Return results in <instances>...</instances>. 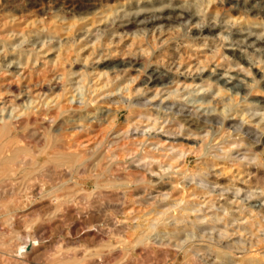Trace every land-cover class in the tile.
Wrapping results in <instances>:
<instances>
[{"label":"rangeland","instance_id":"obj_1","mask_svg":"<svg viewBox=\"0 0 264 264\" xmlns=\"http://www.w3.org/2000/svg\"><path fill=\"white\" fill-rule=\"evenodd\" d=\"M32 1L0 0V121L10 115L24 117L23 113L33 110L36 114L29 125L22 123L13 137L18 144L11 147H25L21 151L35 153L41 160L48 157L51 166L38 170L40 178L34 183L20 177L0 182V264H201L196 256L207 264H264V0H91L96 1L93 8L75 13L58 7L65 6L64 1L84 0H37L42 4L34 8L28 6ZM161 6L186 9L195 18L149 29L120 27L127 19L124 14L150 13ZM203 25L213 29L197 37L194 30ZM240 54L250 62L247 70L244 64L235 65ZM142 66L165 72L173 82L167 88L142 85L147 77ZM212 71L229 72L227 77L246 74L249 95L244 98L227 87L219 91L207 79H193ZM138 101L150 104L135 105ZM170 103L227 121H244L246 130L240 135L241 131L216 125L199 137L184 136L193 140L174 144L183 142L192 150L185 159L177 158L179 148H170L173 137L167 134L178 127L167 120L172 114L165 106ZM104 111L108 114L102 116ZM146 111L159 120L139 115ZM73 115L79 120L75 125L85 124L83 130L54 131ZM66 142L80 145L78 164L86 167L72 177H62V164L47 156L64 151ZM146 151L154 158L141 160ZM244 155L256 157L248 160ZM141 172L151 184L142 182ZM37 186L44 187L42 194L30 196L28 192ZM182 195L192 203L186 204L189 209H171L169 214L181 215L179 220L188 224L189 231L196 227L199 237L187 243L185 250L168 244L140 245L137 238L145 228L141 224L148 218L151 222L161 219L156 211L167 209ZM99 226L113 231V242L90 240L88 230H101ZM34 238L37 248L20 255L17 245L25 246ZM122 238L125 244L119 241Z\"/></svg>","mask_w":264,"mask_h":264},{"label":"bare ground","instance_id":"obj_2","mask_svg":"<svg viewBox=\"0 0 264 264\" xmlns=\"http://www.w3.org/2000/svg\"><path fill=\"white\" fill-rule=\"evenodd\" d=\"M29 1V0H28ZM42 1V0H41ZM49 1V0H48ZM54 1H57V0H54ZM69 1H71V0H69ZM91 0H84V1H82V2H76V1H71V2H69V3H67L66 1H64L63 2V4L65 5V6H63V7H58L59 9H66V11L69 13V12H73V11H75L76 9H82V8H84V7H88L89 9L90 8H93L94 6H95V4H94V2H96V1H94V2H90ZM161 0H159V2H160ZM157 2V1H156ZM158 2V3H159ZM46 3V2H45ZM54 4H53V6L55 5V2H53ZM152 3H153V1H152ZM177 3V2H176ZM42 4V3H41ZM41 4H39L38 3V1L37 0H34V1H32V2H30V3H28V6L29 7H32V8H34V7H36V6H40ZM49 4V3H48ZM47 4V5H48ZM58 6V5H57ZM102 6V5H101ZM43 7H46V6H43ZM139 7V6H138ZM149 7V6H148ZM147 7V8H148ZM157 7V6H156ZM162 7V6H161ZM40 8H42V6L40 7ZM54 7H50V9L52 10ZM56 8V7H55ZM87 8V9H88ZM131 8V7H130ZM146 7H144V9H145ZM154 8V7H153ZM143 9V8H142ZM43 10V9H42ZM53 10H55V9H53ZM139 10V9H138ZM84 11H85V9H84ZM87 11V10H86ZM93 11V10H92ZM56 12H57V14H58V10H56ZM62 13V12H61ZM73 13H75V12H73ZM122 14V13H121ZM57 16V15H56ZM59 16V15H58ZM122 17H126L127 19L126 20H124V21H122L121 22V24H120V27H122V28H125L127 31H129L128 29H130L131 27H133V26H135V28H140V29H149V28H152V27H156L157 25H163V24H171L172 22H180V23H182V22H184V21H182L183 19H194L195 18V15L193 14V13H191L190 11H188V10H186V9H180V10H176L174 7L172 8V7H162V9H160V10H157V11H152V12H142L141 10L140 11H137V12H134V13H130V14H124ZM196 18H198L197 16H196ZM115 19V18H114ZM176 19L177 20H179V19H181V21H176ZM200 19V18H199ZM81 20V19H80ZM169 20H172V21H169ZM175 20V21H174ZM187 22H190V24H192L194 21H187ZM196 22H198V21H196ZM195 22V23H196ZM169 24V25H170ZM198 24V23H197ZM206 25V24H205ZM205 25H203L202 27H197L196 29L195 28H193V30L195 31V33H196V35H198L197 37H199V36H203L204 35V33L207 31V30H209V29H213V27L212 28H210L209 26L208 27H206ZM213 25V24H212ZM164 26V25H163ZM162 26V27H163ZM132 29V28H131ZM137 30H139V29H137ZM193 30H192V32H193ZM134 31V30H133ZM140 31V30H139ZM212 31V30H211ZM211 33V32H210ZM228 35V34H227ZM228 37H230V36H226V38H228ZM192 38V37H191ZM229 39V38H228ZM235 40V39H234ZM259 40V39H258ZM36 43V42H35ZM252 45V44H251ZM224 55V54H223ZM100 57V56H99ZM136 61V60H135ZM134 61V62H135ZM236 63H235V65H240V64H244V70H247V67L248 66H250V62H249V60H248V58H246V57H244L243 56V54L241 55H239V56H237V58H236V61H235ZM20 63V62H19ZM127 63V62H126ZM132 63H133V61H131L130 62V65H132ZM232 63V62H231ZM120 64H122V63H120ZM124 64V63H123ZM122 64V65H123ZM136 64V63H135ZM121 65V66H122ZM126 65V64H125ZM118 66V65H117ZM116 66V67H117ZM120 66V65H119ZM231 66H233V65H231ZM139 67V66H138ZM204 67V66H203ZM232 68V67H231ZM142 71H146L147 72V77H146V79H144V81H143V84L142 85H145L146 87H148V86H151V85H154V86H158V87H162V88H167L168 86V84L169 83H172L171 81H169V77L166 75V74H164L162 71H158V70H156V69H149V71H147V69H146V66H142ZM200 69V68H199ZM258 69V68H257ZM256 69V70H257ZM259 70V69H258ZM141 71V70H140ZM248 71H250V70H248ZM258 72V71H257ZM197 73V72H196ZM227 73H229V72H221V73H217L216 71H212V72H210L209 74H207L206 75V73L204 74L203 72H200V73H198L197 75H195L194 77H193V79H194V81L195 80H200V82L201 81H205V79H207L208 81H210L209 83H210V87L213 85V83H215L216 85H218V90L219 91H221V89L224 87H227V90H232V91H234V92H236V93H242L243 95H245L244 96V98H246V96H248L249 95V92H246V90H247V87H246V85H245V80H246V78H247V75L246 74H243V73H239V72H235V73H233V74H230V76H226V74ZM250 73H251V71H250ZM249 73V74H250ZM259 74H260V71L258 72ZM177 74V73H176ZM256 74V73H255ZM263 74V73H262ZM261 74V75H262ZM174 75V74H173ZM188 75V74H187ZM84 76V75H83ZM189 76H190V74H189ZM261 78V77H260ZM172 79V78H171ZM208 84V83H207ZM214 84V85H215ZM171 85V84H170ZM204 85V84H203ZM203 87V86H202ZM149 90V89H148ZM141 91H144V90H141ZM162 91V90H161ZM178 92H179V90H177ZM255 91V90H254ZM177 92V93H178ZM159 93H160V91H159ZM168 93H171V92H168ZM174 94H175V92H173ZM173 93H171V94H173ZM223 93V92H222ZM130 94V93H129ZM137 94V93H136ZM126 96V95H125ZM156 96V95H155ZM155 98V97H154ZM74 99V98H73ZM123 99V98H122ZM238 101V100H237ZM88 102V101H87ZM238 103V102H237ZM259 103V102H258ZM262 103V102H261ZM150 103H147V102H140V101H138V102H136L135 103V105H140V106H142V107H144V106H146V105H149ZM165 104H167V103H165ZM62 105V104H61ZM131 105H133V103L131 102L130 103V107H131ZM155 105V104H154ZM156 105H159V107L161 108L162 106L158 103V104H156ZM175 104L174 103H170L169 104V106L167 105V106H165V109H166V112L167 111H170V113L172 114V115H168V118H167V120L168 121H170V123L172 122V123H175L176 125L178 124V127H176L175 128V130L174 131H170V132H167V134H168V136L170 135V136H172L173 137V139H172V141L170 142V144H169V146H170V148L171 149H176V148H179V155L177 154L176 155V157L178 156H185V154H186V152L188 153L189 152V150L191 151L192 150V148L191 149H187L186 147H185V144H183V142H178L177 144H174V142L175 141H184L185 139H192L193 140V138H183L184 136L186 137H190V136H192V135H196V136H194V137H199L200 136V134H202L203 132H208V133H210V131L211 130H214V128H216V127H218V126H216V125H220L221 127H218V129H223V130H225V129H229V130H231V129H233V131H241L242 133L240 134V135H243V131H244V129L245 128H243V126H244V124H243V122L244 121H239V122H234V121H227V118H225V117H220V116H218V115H214V114H207V115H203L201 112H198V110H196L194 107L193 108H190V107H188V105H184V104H181V105H178V106H174ZM59 107V106H58ZM163 108H164V106H163ZM159 109V108H158ZM49 110V109H48ZM68 110V109H67ZM69 111V110H68ZM149 112H150V110H148ZM235 111V110H234ZM62 112H64V111H62ZM66 112V111H65ZM64 112V113H65ZM133 112V111H132ZM147 112V111H146ZM57 113V112H56ZM58 113H60L59 111H58ZM57 113V114H58ZM25 116L24 117H26V119H24V117H19V116H16V115H13V116H8V117H4L3 118V121L1 122L0 121V182L1 181H11V182H13L14 180H17V179H19V177H20V180H23V181H25V182H29V184L31 183V182H33L34 183V181H37V179H39L40 177H39V174L37 173L38 172V170H41V169H45V165L47 164V163H49L48 162V160L49 159H47V158H45V159H39L38 157H37V155H35V153H29L28 151L25 153V151L23 152V151H21V150H23V149H21L20 150V148L19 149H15V148H12L11 146H13V143H16V144H18L17 142L19 141H17V140H15V139H13V137H14V134L18 131V129L20 128V126L22 125V123H25V124H28L29 123V119L32 117V116H34L36 113L33 111V110H29V111H26L25 113H23ZM44 114V113H43ZM53 114V113H52ZM107 115L108 113L106 112V111H104L103 113H102V116H104V115ZM138 114V113H137ZM45 115V114H44ZM46 115H47V113H46ZM61 114H59V116H60ZM135 115V114H134ZM139 115L140 116H143V117H145L146 118V120H148V121H150V120H152V121H157V119L159 120V118H153L152 117V114H148V112H147V114L145 113V114H143V113H139ZM186 116V117H184V119H181L180 117L181 116ZM154 116V115H153ZM251 116V115H250ZM115 118V117H114ZM246 118V117H245ZM91 119H93V117H91ZM94 119H95V117H94ZM34 120H35V118H34ZM32 121V123H33V119L31 120ZM61 121V120H60ZM77 121H79V120H77V118L73 115L72 117H68V119H66L65 120V124H64V122H63V124H61L59 127H57V128H55L54 129V131L56 132V133H61L62 131H70V129H76V128H79V127H81L82 128V130L84 129V127H85V124H83V123H80V124H78V125H75L76 123H77ZM99 121V120H98ZM108 122V121H107ZM31 123V124H32ZM57 124V123H56ZM29 125V124H28ZM102 125V124H101ZM174 125V124H173ZM27 127V126H26ZM42 127V126H41ZM54 127V126H53ZM153 127H154V125H153ZM172 127V126H171ZM46 128V127H45ZM50 128V127H49ZM41 129V128H40ZM43 129V128H42ZM46 130H49L48 128L46 129ZM51 130H53V129H51ZM246 130V129H245ZM250 130V129H249ZM50 131V130H49ZM248 131V130H247ZM74 133V132H73ZM250 134H249V136H251V132H249ZM65 134V133H64ZM16 135V134H15ZM44 135V134H43ZM46 135V134H45ZM52 134H50V136H51ZM255 135V134H254ZM47 136V135H46ZM45 136V137H46ZM61 136V135H60ZM66 136V135H65ZM68 136V135H67ZM55 137V136H54ZM79 137H81V136H78V138ZM168 138V137H167ZM204 138V137H203ZM52 139V138H51ZM55 139H56V137H55ZM64 139V138H63ZM114 139V138H113ZM158 139L159 140H156V144L157 145H159V144H161V136H159L158 135ZM255 139V138H254ZM62 140V139H61ZM109 140V139H108ZM21 141V140H20ZM49 141V140H48ZM60 141V140H59ZM243 141V140H242ZM256 141V140H255ZM63 142V141H62ZM65 142V141H64ZM80 142H81V140H80ZM20 143V142H19ZM50 143V142H49ZM53 143V142H52ZM58 143V142H57ZM67 144H66V146L64 145V151H59V152H55V153H52V154H47V156L49 155V158H51V159H54V160H51L52 162H56V161H59L60 163H59V165L60 164H62V166H63V168H64V173L62 174V177H68V176H70V177H72L73 176V174L74 173H76L77 172V175H79L78 173L80 172V171H85L86 170V167H85V165H82V164H78V161L79 160H81L80 158H81V152L83 151H81L77 146H80V145H75L74 143H72V142H66ZM86 143V142H85ZM61 144V143H60ZM73 144V145H72ZM122 144V143H121ZM140 144V143H139ZM142 144V143H141ZM58 145V144H57ZM96 145V144H95ZM118 145H120V144H118ZM15 146V145H14ZM152 146H154V144L152 145ZM23 147V146H22ZM21 147V148H22ZM75 147V148H74ZM48 148V147H47ZM73 148V149H72ZM31 149V148H30ZM133 149H135V148H133ZM154 149V148H153ZM223 149H224V147H223ZM40 150V149H39ZM45 150H47V149H45ZM63 150V149H62ZM71 150H73V151H71ZM252 150V149H251ZM57 151V150H56ZM132 151V150H131ZM148 151V150H147ZM146 151V153H144L143 155H142V157H141V160L142 159H145V158H154V157H152V156H150L149 154H147V153H149V152H147ZM228 151V150H227ZM247 151V150H246ZM41 152V151H40ZM178 152V151H177ZM177 152H175V153H177ZM251 152V151H250ZM37 153H39V152H37ZM246 153V152H245ZM254 153V152H253ZM257 153V152H256ZM83 154V153H82ZM119 154V153H118ZM121 154V153H120ZM174 154V153H173ZM40 155V154H39ZM168 155H170V154H168ZM175 155V154H174ZM254 155V154H253ZM133 156V155H132ZM166 156V155H165ZM169 157V156H168ZM175 157V158H176ZM177 157V158H178ZM239 157V156H238ZM256 157V156H255ZM255 157H252V156H248V155H244V158H246V159H248V160H254L255 159ZM134 158V157H133ZM184 158V157H183ZM186 158V157H185ZM184 158V159H185ZM172 159H173V157H172ZM180 159V158H179ZM241 159V158H240ZM88 161V160H87ZM86 161V162H87ZM257 161V160H256ZM139 162V161H138ZM150 162V161H149ZM148 162V164H152V162L151 163H149ZM57 163V162H56ZM248 163V162H247ZM51 164V163H50ZM49 164V165H50ZM58 164V163H57ZM84 164V163H83ZM88 164V163H87ZM142 164V163H141ZM48 165V164H47ZM48 165V166H49ZM53 165V164H52ZM56 165V164H55ZM112 165V164H111ZM51 166V165H50ZM61 166V165H60ZM146 166H147V163H146ZM54 167V166H53ZM57 167V166H56ZM89 167V166H88ZM87 167V168H88ZM171 167V166H170ZM48 168V167H47ZM46 168V169H47ZM94 168V167H93ZM53 169V168H52ZM58 169H59V167H58ZM61 169V168H60ZM89 169V168H88ZM144 169V168H143ZM54 170V169H53ZM121 171V170H120ZM130 171V170H129ZM40 172H42V171H40ZM90 172H91V170H90ZM21 175H20V174ZM43 173V172H42ZM44 173H45V171H44ZM60 173V172H59ZM82 173V172H81ZM142 173V172H141ZM150 173H152V172H150ZM100 174V173H99ZM146 174V173H145ZM145 174H143L142 173V177H140L141 178V180H142V182H144V183H150L151 181L149 180V178H146V176H145ZM76 175V174H75ZM83 175V174H82ZM81 175V176H82ZM141 175V174H140ZM80 176V177H81ZM44 178H45V176H43ZM42 177V178H43ZM75 177V176H74ZM73 177V178H74ZM41 178V179H42ZM139 178V179H140ZM60 179V178H59ZM86 179V178H85ZM99 179V178H98ZM129 179V178H128ZM18 181V180H17ZM62 181V180H61ZM78 181V180H77ZM90 181V180H89ZM70 182V181H69ZM141 182V181H140ZM139 182V183H140ZM15 184H16V182H14ZM1 184V183H0ZM20 184V183H19ZM28 184V185H29ZM37 184V183H36ZM36 184H34V186L36 185ZM63 184V183H62ZM79 184V183H78ZM81 184V183H80ZM151 184V183H150ZM13 185V184H12ZM37 185H39V184H37ZM130 185V184H129ZM144 185H146V184H144ZM203 184H201L200 186H202ZM7 186H9V185H7ZM17 186V185H16ZM41 186H43V185H41ZM147 186V185H146ZM149 186V185H148ZM206 186V185H205ZM5 187H6V185H5ZM26 187H27V185H26ZM203 187V186H202ZM11 188V187H10ZM16 188V187H15ZM29 188V187H28ZM147 188V187H146ZM201 188V187H200ZM205 189H206V187H204ZM13 189V188H12ZM11 189V190H12ZM24 189H26L27 191H29V189H27V188H24ZM43 189H44V187H40V186H37V187H33L28 193L30 194V196H36V195H40V194H42V191H43ZM83 189V188H82ZM1 190V189H0ZM8 191L10 190L9 188L7 189ZM25 190V191H26ZM54 190V189H53ZM125 191V190H124ZM180 191V190H179ZM13 192V191H12ZM126 192V191H125ZM15 193V192H14ZM205 193V192H204ZM75 194V193H74ZM122 194V193H121ZM194 194V193H193ZM73 195V194H72ZM71 195V196H72ZM75 195H77V194H75ZM123 195H125L124 196V198L126 197V194L124 193ZM122 195V196H123ZM169 195V194H168ZM184 195V194H183ZM182 195V196H183ZM192 195V194H191ZM196 195V194H195ZM69 196V195H68ZM131 195H129L128 197H130ZM162 196V195H161ZM121 197V196H120ZM127 197V198H128ZM165 197H166V195H165ZM169 197V196H168ZM74 198H75V196H74ZM123 197H121V199H122ZM133 198V197H132ZM170 198V197H169ZM176 198V197H175ZM179 198V197H178ZM68 199H69V197H68ZM72 199V198H71ZM167 199V198H166ZM62 200H63V204H65V200H67V196H64V197H62ZM156 200V199H155ZM164 200H165V198H164ZM163 200V201H164ZM179 201H176V199H174V201H176L175 203H173L170 207L168 206L167 207V209H165V210H160V211H158L156 208V212L157 213H160V214H162V217H161V219H162V226L160 225V223H161V219H160V217L159 218H155L154 220H155V222L153 221V222H151V221H148V220H150L149 218H148V222L147 221H145V224H141V226L142 227H145L140 233V235L138 236V243H140V245H143V244H153V245H156V247H157V244L159 245H161V244H168V245H175L178 249H180V250H185L186 248H187V243H190L191 241H193V240H195L194 238H196V237H199V235H198V232H197V230L195 229V228H193L191 231H189L188 230V224L187 223H184L183 224V222H184V220H179L180 218H181V215L179 216L180 218H178V216H176V215H171V214H169V210H171V209H173V211H175V210H177V209H181V210H186V209H189L188 208V206H186V204H190V203H188L189 201H185V198H184V196L182 197V198H179L178 199ZM187 200V199H186ZM122 201V200H121ZM126 201V200H125ZM160 201V200H159ZM166 201V200H165ZM60 203H61V200L59 201ZM58 202V203H59ZM120 202V201H119ZM119 202L117 203V204H119ZM184 202V205L182 206V203ZM125 203V202H124ZM67 204V203H66ZM192 204V203H191ZM190 204V205H191ZM67 205H70V204H67ZM123 205V204H122ZM125 205H126V203H125ZM157 205H159V204H157ZM165 205V204H164ZM196 205V204H195ZM116 206V205H115ZM161 206V205H160ZM166 206V205H165ZM121 207V206H120ZM164 207V206H163ZM198 207V206H197ZM115 208V207H114ZM61 209V208H60ZM161 209V208H160ZM197 209V208H196ZM79 211V210H78ZM127 211V210H126ZM131 211V210H130ZM150 211V210H149ZM155 210L153 209V211L152 212H154ZM72 213H73V211H71ZM125 212V211H124ZM151 212V211H150ZM156 212H154V214L156 213ZM55 213H57L56 211H55ZM76 213V212H75ZM75 213H74V215H75ZM118 213V212H117ZM116 213V214H117ZM85 214V213H84ZM89 214V213H88ZM88 214H87V216H88ZM122 214V213H121ZM153 214V213H152ZM151 214V215H152ZM173 214V213H172ZM179 214H181L180 212H179ZM63 215V214H62ZM79 215H82L81 213L80 214H78V217H79ZM86 215V214H85ZM89 215H91V213L89 214ZM159 215V214H158ZM75 216H77V215H75ZM184 216V215H183ZM186 216H188V215H186ZM91 217V216H90ZM129 217V216H128ZM158 217V216H157ZM124 218H126V217H124ZM184 218V217H183ZM134 219H135V217H134ZM133 219V220H134ZM117 220H118V218H117ZM146 220V219H145ZM152 220H153V218H152ZM170 220V221H169ZM114 221V220H113ZM130 221V220H129ZM258 221V220H257ZM112 222V221H111ZM121 222H123V221H121ZM147 222V223H146ZM186 222H187V220H186ZM133 223V222H132ZM78 224V223H77ZM106 224V223H105ZM110 222L108 223V227H110ZM119 224H120V222H119ZM118 224V225H119ZM182 224H183V226H182ZM190 224V223H189ZM56 225H58V224H56ZM115 225H117V224H115ZM117 225V226H118ZM121 225H122V223H121ZM161 227H160V226ZM181 225V226H180ZM191 225H194L193 224V222H192V224ZM64 226V225H63ZM75 225L73 224V227H74ZM78 226H79V224H78ZM104 226V225H103ZM120 226V225H119ZM139 225H136V227H138ZM199 226V225H198ZM101 226H99V228H100ZM107 227V228H108ZM113 227H115L114 225H112V228ZM123 227H125V226H123ZM134 227V226H133ZM142 227H140L139 226V228H142ZM159 227H160V229H159ZM190 227V226H189ZM192 227H194V226H192ZM191 227V228H192ZM244 227V226H243ZM77 228V227H76ZM95 228V227H94ZM90 229V230H88V232H90V234H89V236H90V240L92 241V242H96V243H98V244H100L99 242H103L104 243V241H109V242H113V237H111V236H113L112 235V233H113V231H111V230H106V231H108V232H106V231H104V230H102L101 228V230H95V229ZM132 228V227H131ZM200 229V228H199ZM74 230V229H73ZM86 230V229H85ZM113 230H115V229H113ZM131 231H132V229H130ZM134 230V229H133ZM135 230H136V228H135ZM134 230V231H135ZM139 230V229H138ZM202 230V229H201ZM121 231V230H120ZM137 231V230H136ZM203 231V230H202ZM133 232V231H132ZM152 232H155V236H152V234L150 235V233H152ZM160 232H164V235L163 236H161V235H159V233ZM116 233V232H115ZM118 233V232H117ZM117 233H116V235H117ZM134 233V232H133ZM133 233H132V235H133ZM240 233V232H239ZM111 234V235H110ZM121 234H122V232H121ZM128 234V233H127ZM131 233H129L128 235H130ZM139 234V233H138ZM154 234V233H153ZM160 234H162V233H160ZM119 235V234H118ZM182 235H185V239H181L182 238ZM87 236V235H86ZM136 236H137V234H136ZM118 237V236H117ZM128 237V236H127ZM154 237V238H153ZM124 238V237H123ZM123 238L122 239H120L119 241L121 242V240L123 241ZM106 239H108V240H106ZM117 239V238H116ZM129 239V238H128ZM212 239V238H211ZM126 240V239H125ZM124 240V241H125ZM215 239L213 238L211 241H213V242H215V243H218L217 241H214ZM115 241V240H114ZM128 241V240H127ZM129 241H131V240H129ZM36 242H37V240L34 238V239H30V241H28L26 244H24L25 246H23V245H17L18 246V251H19V253H20V255H25V254H29V253H31V252H33L36 248H37V244H36ZM126 242V241H125ZM125 242L124 243H122V244H125ZM132 242V241H131ZM130 242V244L129 245H131L132 243ZM135 242V241H134ZM212 242V243H213ZM39 243V242H38ZM102 243V244H103ZM107 244V243H106ZM110 246H112L111 245V243H108ZM119 243H117V245H118ZM149 244V245H150ZM229 244V243H228ZM114 245V244H113ZM128 245V246H129ZM136 245H137V243H136ZM139 245V244H138ZM148 245V246H149ZM159 245V246H160ZM219 245V244H218ZM66 246H67V244H66ZM69 246V245H68ZM104 247H108V246H105V245H103ZM121 246V245H120ZM147 246V245H146ZM145 246V247H146ZM221 246V245H220ZM63 247V246H62ZM72 247V246H71ZM122 247H126V246H122ZM190 247V246H189ZM192 247V246H191ZM190 247V248H191ZM219 247V246H218ZM69 248V247H68ZM113 248H114V246H113ZM129 248V247H128ZM149 248V247H148ZM148 248H146V249H148ZM150 248H152V246L150 247ZM154 248V247H153ZM25 249V250H24ZM63 249V248H62ZM122 249V248H121ZM201 249V248H200ZM206 249H208V247L206 248ZM24 250V251H23ZM112 250V249H111ZM124 250H127V248H125ZM173 250H175V249H173ZM196 250V249H195ZM198 250V249H197ZM17 251V252H18ZM109 251V250H108ZM122 251V250H121ZM63 252V251H62ZM98 252V251H97ZM100 252H101V250H100ZM106 252V251H105ZM104 252V253H105ZM112 252V251H111ZM198 252V251H197ZM91 253V252H90ZM122 253V252H121ZM185 253H189L188 251H186ZM219 253V252H218ZM238 253V252H237ZM88 254V253H87ZM92 254V253H91ZM91 254H90V256H91ZM94 254H95V252H94ZM98 254V253H97ZM105 254H107V253H105ZM104 254V255H105ZM99 255V254H98ZM218 255V254H217ZM216 255V257H218V258H220V260H222L221 258V256L220 255H218L217 256ZM69 256V255H68ZM92 256H93V254H92ZM107 256V255H106ZM112 256V255H111ZM190 256V255H189ZM102 257V256H101ZM85 258H86V256H85ZM99 258V257H98ZM104 258H106V257H104ZM103 258V259H104ZM201 258V257H200ZM224 258V257H223ZM81 259H83V258H81ZM100 259V258H99ZM202 259V258H201ZM201 259H199V257L198 256H196V258H195V260H199V261H201L200 263L201 264H207L208 262L207 261H203V260H201ZM208 259V258H207ZM217 260V259H216ZM65 261V260H64ZM77 261V260H76ZM101 261V260H100ZM110 261V260H109ZM95 262V261H94ZM107 262V261H106ZM57 263V262H56ZM97 263H99V262H97ZM101 263H102V261H101ZM103 263H105V262H103ZM111 263V262H110Z\"/></svg>","mask_w":264,"mask_h":264}]
</instances>
